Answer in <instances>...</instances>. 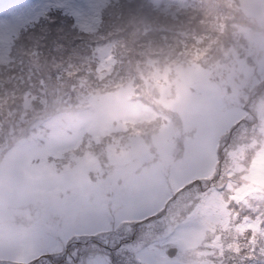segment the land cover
<instances>
[{
	"label": "rangeland",
	"instance_id": "obj_1",
	"mask_svg": "<svg viewBox=\"0 0 264 264\" xmlns=\"http://www.w3.org/2000/svg\"><path fill=\"white\" fill-rule=\"evenodd\" d=\"M152 1L172 14L192 4ZM109 2L0 0V63L22 25L61 8L92 33ZM241 5L233 34H245L251 62L234 39L224 53L231 64L244 60L226 63L229 71L214 61L212 72L202 64L175 78L171 69L150 74L159 91L146 97L153 105L135 98L132 85L90 98L80 111L62 96L49 100L45 124L0 157V264H228L225 255L245 264L232 238L238 225L261 226L260 218L238 223L237 210L263 199L254 185L264 187V0ZM100 59L102 74L110 73L111 49ZM252 83L261 85L258 97L248 92ZM254 116L255 133L242 125L226 146L228 177L206 181L224 163L219 145L230 128Z\"/></svg>",
	"mask_w": 264,
	"mask_h": 264
},
{
	"label": "trees",
	"instance_id": "obj_2",
	"mask_svg": "<svg viewBox=\"0 0 264 264\" xmlns=\"http://www.w3.org/2000/svg\"><path fill=\"white\" fill-rule=\"evenodd\" d=\"M189 1L192 4L187 8L174 7L173 15L158 9L152 0H110L101 11L99 27L92 33L79 29L75 18L61 8H53L38 20L19 27L11 41L8 61L0 63V148L11 137L10 145L0 150V157L18 144L15 141L29 140L36 127L45 124V111L53 105L51 98L62 96L68 107L80 111L89 108L90 98L132 85L135 98L153 105L150 103L154 100L148 101L146 97L159 95L158 87L150 88L154 82L149 76L155 71L163 73L171 69L174 77L178 70L192 65L206 64V69L212 72L214 61L224 71L230 70L226 63L238 67L237 62L243 61V56L251 62L244 33L233 34L242 20V0ZM248 23L247 27L252 28L254 24ZM234 39L244 48L240 53L243 56L234 57L231 64L224 51ZM105 47L111 49L115 63L110 73L103 75L100 55ZM251 67L257 71L255 65ZM252 85L248 92L258 97L254 91L257 84ZM257 87L261 90V85ZM251 119L243 118L230 128L219 145V157L224 163L206 181L217 177L224 181L228 177L232 154H226L232 149L226 146L242 125L250 130V123L258 121L255 116ZM260 128L261 125L257 127ZM260 136L261 133L254 137ZM87 142L86 136L82 143ZM76 151L85 154L79 148ZM226 163L230 165L227 169ZM254 187L263 199L255 206L243 204L237 210V222L244 217L260 218L261 226L234 227L236 236L232 241L245 256V264H264V187ZM242 232L245 233L241 235ZM224 260L231 264L227 255Z\"/></svg>",
	"mask_w": 264,
	"mask_h": 264
}]
</instances>
